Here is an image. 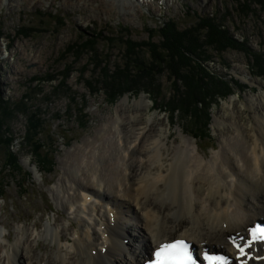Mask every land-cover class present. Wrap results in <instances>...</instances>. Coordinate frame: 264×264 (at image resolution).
<instances>
[{"label":"rangeland","instance_id":"rangeland-1","mask_svg":"<svg viewBox=\"0 0 264 264\" xmlns=\"http://www.w3.org/2000/svg\"><path fill=\"white\" fill-rule=\"evenodd\" d=\"M105 1L0 4V114L16 160L14 172L4 169L0 158V234L11 240L17 227L31 229L35 223L38 232L71 223L79 228V218L70 219L67 206L58 205L65 192L60 189L64 157L97 137L98 127H110L108 119L116 118V105L126 97L131 105L144 96L149 105L140 111L144 118L153 116L163 130L170 128L169 152L181 131L192 139L193 154L197 144L207 161L222 144L213 120L223 106L235 100L242 109L240 123L250 127L252 115L242 106L251 95L264 94L259 88L264 86V0H151L133 11L120 4L109 8ZM179 49L183 55L175 52ZM166 51L173 58L168 79L161 64ZM134 61L144 66L136 74ZM226 84L231 93L213 97L210 86L224 92ZM126 87L132 90L124 93ZM205 98L198 112L206 114L208 127L198 141L188 134L195 123L192 103ZM56 247L42 239L36 250L46 256Z\"/></svg>","mask_w":264,"mask_h":264},{"label":"bare ground","instance_id":"bare-ground-1","mask_svg":"<svg viewBox=\"0 0 264 264\" xmlns=\"http://www.w3.org/2000/svg\"><path fill=\"white\" fill-rule=\"evenodd\" d=\"M149 1L105 2L133 11ZM259 88L264 93V86ZM128 104V97L121 100L116 118L108 119L111 126L98 127L97 137L64 157L60 189L65 192L58 205L67 206L70 219L79 218V228L71 223L38 232L35 223L31 229L17 227L13 240L0 234V264H139L173 239L191 242L197 252L224 251L228 264H264V247L257 241L243 256L233 245L244 246L252 228L264 225V94L251 95L242 106L252 115L250 127L240 123L242 109L235 100L223 106L213 120L222 144L207 161L197 144L193 154L192 139L181 131L169 152L172 132L153 116L144 118L140 111L149 109L144 96ZM42 239L57 243L46 256L36 250Z\"/></svg>","mask_w":264,"mask_h":264},{"label":"trees","instance_id":"trees-1","mask_svg":"<svg viewBox=\"0 0 264 264\" xmlns=\"http://www.w3.org/2000/svg\"><path fill=\"white\" fill-rule=\"evenodd\" d=\"M160 37L163 38L162 34H161ZM196 37L197 36L194 35V37H192V38H194V41L197 43V40H196L197 38ZM191 41H193V39H191ZM210 47H212V50L218 52V49L214 48L211 45H210ZM166 50L169 51L170 48H167ZM167 51L164 53V56H163L164 58L163 59L161 58V60H162L161 61V64H166V66H164L165 67L164 71L162 70V74H164V76L168 79L170 71L168 72L169 66L167 64H169V62L173 58L171 57L172 56V53H169ZM178 51H180V49L179 50H176L175 52L183 55L182 53H180ZM186 51H187L186 54H188V55L195 54V51H193L192 49L191 50L190 49H187ZM125 52H126L125 53L126 55L129 54L127 51H125ZM146 55L148 57H151V53H149V52H147ZM187 56H184V57L188 58ZM124 62H126V61H124ZM159 65H160V63H159ZM132 67H133V71L132 72H134L135 74L136 73H139L140 71H142L144 69L143 64L140 63L139 61H134V64L132 63ZM226 85H225L226 88H225L224 92H222L220 90H216V89L213 88V86H210L211 87L210 89H212V91L215 92L213 94V97L215 96L216 98H218L219 100H221V99H224L227 95H229L231 93V91L228 89V84H226ZM210 89L208 88V90H210ZM131 90H132L131 88L126 87V89L123 92L126 93V92H130ZM147 92L149 94H152L151 91H149V90ZM208 93H209V91H208ZM205 100H206V98L205 99H200V100L194 101L192 103V107L194 108L192 111H194L196 113V115L193 114V115L190 116V118L196 124L194 123V125H192V129H190L188 131V134L190 136L194 137L198 141H200V140L202 141L205 138L204 135H201V132L204 131V130H206L207 127H208V117L206 116V114L205 115H200V112H198L199 111L198 110V107L199 106H202V107L205 106V104H204L206 102ZM180 104H181L182 107L188 108L187 105H186V103H180ZM174 109H175L174 111H177V112H180L181 111L179 107L178 108L176 107ZM4 121L5 120L1 118V114H0V158L3 161V162H1L2 163L1 165H3V168L4 169L8 168V169H10V171H14L15 172V166L14 165L16 163V160L11 155V152H10L11 146H12V142L10 141V133L8 131H5L4 130V126H5L4 125L5 124ZM193 128H194V131L195 132L193 131ZM196 131H198V133H196ZM32 140H33V138L31 137V139H29V141L33 145L30 144L29 145L30 148L33 147V146H35V144H34V142H32Z\"/></svg>","mask_w":264,"mask_h":264},{"label":"snow or ice","instance_id":"snow-or-ice-1","mask_svg":"<svg viewBox=\"0 0 264 264\" xmlns=\"http://www.w3.org/2000/svg\"><path fill=\"white\" fill-rule=\"evenodd\" d=\"M264 241V228H257L251 233V240L244 246L233 241V245L237 248L240 256L244 255L245 247L250 246L254 241ZM155 258L150 264H197V259L194 258L190 251V246L184 240H175L171 243L161 244L154 253ZM203 260L206 264H227V261L222 256H211L204 253ZM245 264V262H241Z\"/></svg>","mask_w":264,"mask_h":264}]
</instances>
